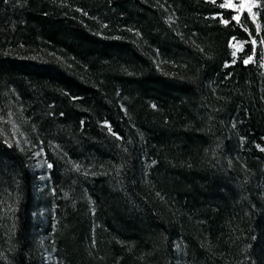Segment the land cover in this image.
Returning a JSON list of instances; mask_svg holds the SVG:
<instances>
[{"label": "trees", "instance_id": "obj_1", "mask_svg": "<svg viewBox=\"0 0 264 264\" xmlns=\"http://www.w3.org/2000/svg\"><path fill=\"white\" fill-rule=\"evenodd\" d=\"M223 2L0 0L2 127L52 165L0 135V264H264V0Z\"/></svg>", "mask_w": 264, "mask_h": 264}, {"label": "rangeland", "instance_id": "obj_2", "mask_svg": "<svg viewBox=\"0 0 264 264\" xmlns=\"http://www.w3.org/2000/svg\"><path fill=\"white\" fill-rule=\"evenodd\" d=\"M233 3V2H232ZM241 3L245 4L246 9L247 8V4H248V0H242ZM240 3V4H241ZM239 4V6H240ZM234 7L233 8H239V6H237L235 3H233ZM231 45L234 48V50L238 49L240 47L239 43L232 40L231 41ZM264 69V66H263ZM3 119H0V135H2L3 138H5V140L12 135L14 141L17 143V145L22 148V150H24L26 152L27 155V162H28V166L29 168H31L34 172H36L37 175V182H36V191H40L41 187H44L46 185V180L48 177V165L49 163L46 161V159L44 158L43 152H41L40 150H35L32 149L30 147H22L21 143H20V138L18 136V132L16 131L15 125L12 122H9V129H10V133H6L5 129L2 127L3 124ZM7 141V140H6ZM38 213H41V210H38ZM43 233L42 230H39L38 232V237L42 238ZM40 257H41V261L40 264H51L53 262V258L51 255V252L48 249L43 248L40 252Z\"/></svg>", "mask_w": 264, "mask_h": 264}, {"label": "snow or ice", "instance_id": "obj_3", "mask_svg": "<svg viewBox=\"0 0 264 264\" xmlns=\"http://www.w3.org/2000/svg\"><path fill=\"white\" fill-rule=\"evenodd\" d=\"M213 2H215V0H213ZM219 6H220L221 8H233V7H234V5H233V3H232V0H224V2L221 3ZM256 6H257V5H256V3H255V0H251V2L247 4L248 11L251 12V11H252V8H253V7H256ZM244 7H245V4H244V3H241L240 6H239V9H237V10H238V11H239V10H242ZM232 19H233V20H237V21H239V16H233ZM223 23L227 24L228 21H227V20H223ZM257 29H259V25H257ZM252 43L255 44L256 41L253 40ZM262 43H264V41H262ZM233 55H235V53H233ZM251 59H252V58L249 57V60H251ZM247 62H248V61H245V63H247ZM153 107H155V106H153ZM109 130L111 131V129H109ZM261 150L264 151V149H261ZM48 167L51 168L52 165L49 164Z\"/></svg>", "mask_w": 264, "mask_h": 264}]
</instances>
